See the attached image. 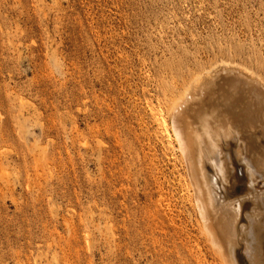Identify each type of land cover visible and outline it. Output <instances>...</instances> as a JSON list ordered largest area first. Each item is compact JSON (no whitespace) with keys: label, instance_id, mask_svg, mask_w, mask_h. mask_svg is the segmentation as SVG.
Listing matches in <instances>:
<instances>
[{"label":"rangeland","instance_id":"rangeland-1","mask_svg":"<svg viewBox=\"0 0 264 264\" xmlns=\"http://www.w3.org/2000/svg\"><path fill=\"white\" fill-rule=\"evenodd\" d=\"M220 60L264 79V0H0V264H221L157 122Z\"/></svg>","mask_w":264,"mask_h":264},{"label":"bare ground","instance_id":"bare-ground-1","mask_svg":"<svg viewBox=\"0 0 264 264\" xmlns=\"http://www.w3.org/2000/svg\"><path fill=\"white\" fill-rule=\"evenodd\" d=\"M184 89L173 98L169 116L161 113L157 122L162 138L186 166L201 232L221 264H243L242 257L246 264H264V79L220 60ZM237 161L246 165L250 187L227 199L221 191ZM248 200L252 212L245 213Z\"/></svg>","mask_w":264,"mask_h":264}]
</instances>
